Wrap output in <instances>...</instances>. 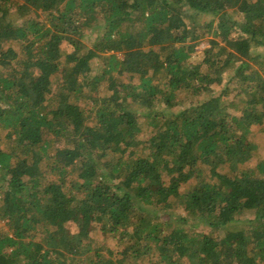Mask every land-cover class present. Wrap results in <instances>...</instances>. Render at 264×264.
<instances>
[{"label": "trees", "instance_id": "trees-1", "mask_svg": "<svg viewBox=\"0 0 264 264\" xmlns=\"http://www.w3.org/2000/svg\"><path fill=\"white\" fill-rule=\"evenodd\" d=\"M263 131L264 0H0V264H264Z\"/></svg>", "mask_w": 264, "mask_h": 264}, {"label": "rangeland", "instance_id": "rangeland-1", "mask_svg": "<svg viewBox=\"0 0 264 264\" xmlns=\"http://www.w3.org/2000/svg\"><path fill=\"white\" fill-rule=\"evenodd\" d=\"M247 7H248V5L246 4V5H244V8H243V10L245 11V10H247ZM211 38H209V40H210ZM208 40H203V41H201L199 44H198V48H200V47H207V45H208V42H207ZM119 55L120 56H122L121 55V53H119ZM264 132V131H263ZM186 153H188V151H185ZM177 219V218H179L178 216H174V217H172L171 218V220H168V222H170L171 224H173V219Z\"/></svg>", "mask_w": 264, "mask_h": 264}]
</instances>
